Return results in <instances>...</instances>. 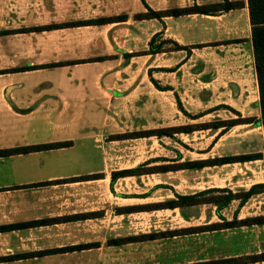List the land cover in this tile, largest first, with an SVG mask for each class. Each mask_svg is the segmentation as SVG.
Masks as SVG:
<instances>
[{"label": "crops", "instance_id": "crops-1", "mask_svg": "<svg viewBox=\"0 0 264 264\" xmlns=\"http://www.w3.org/2000/svg\"><path fill=\"white\" fill-rule=\"evenodd\" d=\"M222 1L83 0L88 3L85 13L89 16L82 19L119 14H126V19L28 32L34 34L28 41L18 37L25 32H9L18 27L9 22L10 2L0 0V148L72 141L67 147L0 157V226L50 220L0 230V264H179L264 251V224L217 225L263 215L254 213L248 203L264 190L241 205L240 198H235L222 208L213 202L181 208H147L177 199L178 195L200 197L209 189L236 193L264 183V179H259L264 172L260 168L264 165L261 114L252 123L195 128L175 132L173 136L110 137L238 117L235 113L242 110L233 102L235 97L242 101V93L235 96L236 89L230 85L241 80L240 56L245 46L253 56L247 0H229L242 1L243 5L215 14L134 18V14L145 12L147 6L161 10ZM64 30H79L81 34L75 31L77 36L56 37ZM45 32H49V39L36 38ZM158 32L162 39L189 46V51L175 49L124 56V52L148 49V41ZM95 57L105 58L1 73L18 65ZM139 58L143 60L141 64H137ZM50 68L63 70L57 73L55 82L35 80L25 85L31 75ZM149 72L161 86L170 87L156 88ZM14 74L22 77L16 79ZM9 86L13 87L7 92ZM100 95L104 102L102 116L97 103ZM176 97L184 111L178 108ZM251 104L259 108V101ZM86 106L91 113L87 121H82ZM16 120L42 122L45 133L37 134L35 126L34 136L27 138L26 129L18 128ZM253 153L260 156L200 168L177 167L112 178L115 171L143 163L174 165ZM83 175L96 176L69 179ZM189 228L195 229L187 231ZM174 229L186 231L155 239L108 242Z\"/></svg>", "mask_w": 264, "mask_h": 264}, {"label": "trees", "instance_id": "trees-1", "mask_svg": "<svg viewBox=\"0 0 264 264\" xmlns=\"http://www.w3.org/2000/svg\"><path fill=\"white\" fill-rule=\"evenodd\" d=\"M248 3V11H249V20L251 26V43H252V52H253V61H254V69L257 80V88H258V96H259V108H260V122L263 127L264 132V0H247ZM243 5L242 1H229L224 0L222 2L207 4V5H197L193 4L191 6L186 7H173L168 9L161 10H153L150 7H146L147 10L145 12H140L134 14V18L136 19H148V18H157L162 19L164 16H179L184 14H192V13H202V14H215L220 11H228L232 8L241 7ZM126 19V14H119L113 16H100L91 19H81V20H73V21H65V22H53L49 24H40L33 25L29 27H23L20 29H12L9 30L10 33H18V32H42L46 30H53L58 28H67L74 26H86V25H100L106 24L110 22H118ZM159 39V41H156ZM172 43V46L166 47L165 44ZM175 49H189V46H181L175 41H170L168 39H162L161 32L155 33L150 41H148V49L143 51H134L131 53L124 52V56L126 58H130L131 56H138L143 54H156L159 52L167 51V50H175ZM189 51V50H188ZM105 57H95L88 59H78V60H70V61H60V62H51V63H42V64H33V65H24V66H15L10 69H5L1 71V73H9V72H20L26 70H34L40 68H49L61 65H70V64H78L89 61H100ZM150 81L152 84L158 89H168L170 86H161L157 80H155L151 76V72H149ZM178 108L184 111L182 104L178 97H176ZM247 120V121H246ZM245 122H255L253 119H243V118H235L228 120H216L209 123L204 124H196V125H187V126H176V127H168V128H156V129H147V130H138V131H129L122 134L111 135V138L117 139H125V138H138V137H146V136H157L161 137L163 135L173 136L175 132H189L195 128H218L220 126L229 127L233 124L237 123H245ZM72 144V141H56V142H48V143H39V144H28V145H18L14 147L8 148H0V157L9 156L18 153H29L32 151L38 150H48L55 148L67 147ZM260 153L253 154H240V155H229L222 157H215L208 160H201L196 162H184L181 164L174 165H154L147 166L146 163L140 164L135 168L131 169H123L119 171H115L112 174V178L116 176H124L130 174H141V173H152L165 171L169 168H177V167H202L204 165H214V164H223L227 162H236V161H245L253 158H258ZM96 175H83L80 177H71L69 179H84L91 178ZM264 190V183L254 184L247 191H240L233 193L231 190L226 189H209L200 193V197L196 195H187L181 196L178 195L177 199H172L168 201H164L161 203H154L147 206L149 209H160V208H176L183 207L187 204L194 203H203V202H213L217 205V208H222L226 206L232 199L240 198V205L247 200L251 195L262 192ZM210 192H220L216 195L205 196ZM137 208H142L137 207ZM49 219H41L34 220L29 222H23L19 224H10L6 226H0V230L9 229L12 227H24V226H35L49 222ZM253 224H264V215H257L252 217H247L241 220L233 219L231 221H224L222 223L217 224L218 226L223 227H235L242 225H253ZM195 228H189L187 231L194 230ZM186 231V229H174V230H166L159 232H151L148 234H140L138 236L122 238L117 240H109L108 242L120 243L121 241H125L127 239H136V240H145V239H155L165 236H173L178 235ZM250 262H263L264 263V251L258 254L251 255H242L238 257H229V258H221V259H213L206 261H197L191 263H179V264H245Z\"/></svg>", "mask_w": 264, "mask_h": 264}, {"label": "rangeland", "instance_id": "rangeland-1", "mask_svg": "<svg viewBox=\"0 0 264 264\" xmlns=\"http://www.w3.org/2000/svg\"><path fill=\"white\" fill-rule=\"evenodd\" d=\"M8 1L10 2V8H11V11L8 12L10 17L9 22L10 25H12V27H18L17 29L23 27H29L33 25L49 24L53 22L72 21L89 16L87 13H85L88 10V3H84L83 0H8ZM1 6H2V2H0V7ZM75 31L78 32L79 30H75ZM75 31L68 32L67 30H64L63 32L56 33V37H66L70 35L77 36L78 34H81L79 32L78 34L74 33ZM31 36H34V34L25 32L24 34H20V36L18 37L21 39L26 37L27 40L30 41ZM36 38L38 40H44V38L49 39L50 34L49 32L37 34ZM142 43H144V41H141V44ZM250 51L251 50H249L245 46L244 49L242 50L243 55L240 56V59L242 60V67H241L242 72L240 73L241 80L238 84L234 82V84L238 86V89H236V94L234 95L238 96V94L240 95L242 93L241 94L242 101H236L237 98L235 97V101L233 102V104H235L237 107H239L242 110V112H237L239 113V115H242L243 113L247 117V119H255L257 115L258 116L260 115L259 112L260 110L258 107H254V104L252 106L251 103L255 101H259V96H258L256 75L254 72L253 56ZM142 61L143 60L139 58L137 64H141ZM248 64L250 65L251 70H248L249 68ZM60 71L62 72L63 70L57 68L43 69L40 74L31 75L30 79L29 78L26 79L24 81L25 85H31L35 80H41L42 82L46 80H50L55 82L57 79V73ZM67 71L68 70H66V72ZM14 77L16 79L17 78L20 79L22 76L20 74L19 75L14 74ZM230 88H232L231 85ZM232 92L235 93L234 90H232ZM87 102L90 101L87 100ZM97 103L98 106L100 105L99 112L102 116L104 102L101 95L98 97ZM255 106H257V104H255ZM90 113H91V109L88 106H86L83 109L81 120L87 121L89 119L88 114ZM81 120L79 119L78 121ZM15 122L18 128L26 129L24 134L26 135L27 138L34 136L33 130L35 126L38 129L37 134L43 135L45 133L46 127L42 122H38V123L35 122L34 124H30L29 121L28 123L17 120ZM19 136H21V134H19ZM260 168L264 169V165L263 166L261 165ZM262 173L264 175V172ZM262 173L259 179H264L262 178ZM249 205H252V208L250 209L256 211L254 213L264 215V192L261 193L260 195L254 196L252 200L249 201L248 206ZM255 234L258 235V231H256Z\"/></svg>", "mask_w": 264, "mask_h": 264}, {"label": "flooded vegetation", "instance_id": "flooded-vegetation-1", "mask_svg": "<svg viewBox=\"0 0 264 264\" xmlns=\"http://www.w3.org/2000/svg\"><path fill=\"white\" fill-rule=\"evenodd\" d=\"M235 89H238V87H234ZM232 89H233V87H232ZM237 115H238V117L237 118H243V119H247V117L246 116H242V115H239V113H237ZM236 118V119H237ZM245 123H252V122H245Z\"/></svg>", "mask_w": 264, "mask_h": 264}, {"label": "water", "instance_id": "water-1", "mask_svg": "<svg viewBox=\"0 0 264 264\" xmlns=\"http://www.w3.org/2000/svg\"><path fill=\"white\" fill-rule=\"evenodd\" d=\"M232 86H233V88L235 87V85L234 84H232ZM13 86H9V87H7V92L12 88ZM235 89V88H234Z\"/></svg>", "mask_w": 264, "mask_h": 264}]
</instances>
